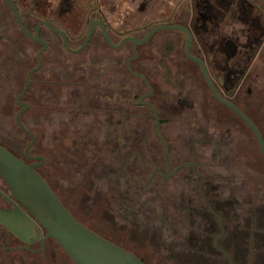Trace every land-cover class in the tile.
Segmentation results:
<instances>
[{
  "label": "flooded vegetation",
  "instance_id": "1",
  "mask_svg": "<svg viewBox=\"0 0 264 264\" xmlns=\"http://www.w3.org/2000/svg\"><path fill=\"white\" fill-rule=\"evenodd\" d=\"M259 1L190 0L187 7H182L179 11L175 9L165 21L157 22L150 27L145 25L127 31L118 30L112 26L111 22H106L101 12H94L93 19L85 22L87 34L84 38L74 35L62 25L59 26L47 20H39L31 32L35 34L40 24L38 31L46 43V49L41 53L40 62L39 52L44 44L32 40L40 46L37 52V64L33 67L38 68L31 74L30 85L33 82L32 75L36 74L34 80L36 87L32 90L33 97H26L30 89L29 85L25 94L18 98L25 87L24 85L15 99L6 100L8 104H2L4 107H8L3 111L4 117H13L19 136L8 134L7 141H0V145L25 163L36 164L37 173L51 187L64 206L80 222L105 237L77 215L75 210H79L78 205L81 206L82 201L78 200L77 206L73 205L76 192L74 183L73 180H70L71 186H68L69 178L66 179L67 183L63 182V170L69 175V172L74 171V148L79 152L83 151L91 145L92 139L95 141L98 139L102 142L103 139L107 138L111 142L113 135L118 142V154L121 158L124 141L127 144L128 137H134L138 130V114L130 108L132 106L138 107L139 104L149 106L153 112V115L151 114L149 117L153 118L154 124L152 130L148 132L155 135L162 144L164 149L163 162L161 165H155L152 169L151 175L144 185V190L136 200V206L141 203L147 188L156 177L162 178L165 183L173 181L172 189L174 190L177 186L180 188L179 199L176 200L181 209L191 206L189 202H192V195H187V189L196 187V193L204 203L205 211H207L204 219L206 225L203 230L195 229L194 231L196 235H201L199 238L197 237L200 241L199 244L180 245L182 249L179 250V254L190 258L199 256L201 259L196 258L195 261L204 260L209 264H254V260L255 264H264V257L259 255L255 259L253 257L254 249L264 248L263 211H252L251 216L244 218L248 222L247 225L253 223L255 228L252 224L250 230L246 228L245 232L235 227L237 235L230 232L231 220L227 208H230V188L232 186L229 176H222L224 179L219 180L218 175L212 172V167L215 164L208 163L205 157L206 152H198L196 145L193 146L188 157L169 146L171 143L168 140L169 137L160 130L164 121L159 114L160 108L152 100L155 94L152 74L150 75L143 69L138 70L135 66L132 67V62L141 56L140 48L149 44L158 33H171L170 37L165 35V37H169L168 40L164 41L167 50L163 51V56L166 59H171V53L175 52L176 46L183 39L185 58L199 71L213 99L230 111V119L235 117L238 124L246 127L247 134L244 131L242 135L250 138L251 134L258 143L256 134L244 119L231 107L216 99L201 66L187 54L186 44L189 32L192 40L190 53L204 62L220 96L233 102L241 109L258 127L264 138L260 117H257V114L254 115L255 109L252 106L256 105L257 100L255 99L253 102L250 100L252 103L247 102L242 105L237 100L238 90L250 77V73L257 68L254 59L264 49V2ZM41 21H46L51 27L61 30L65 37ZM92 24L94 29L89 43L81 51H75L87 39ZM164 24L181 25L188 32L178 28L162 29L157 31L146 43L140 45H135V42L130 39L131 37L143 39L152 28ZM44 30L50 34L44 35ZM139 30H143L145 33L139 34ZM107 36L113 46L109 44ZM97 38L101 39L110 49L119 52L115 58L111 56V52H105L102 55L96 50L98 56L94 53L95 56L91 57L92 64H89L87 60H75L73 57L69 60V57L64 55L81 54ZM125 38L127 39L122 43ZM65 41L69 48H67ZM76 43L78 44L76 45ZM53 44H57L61 50L51 51ZM126 44H129L128 47L131 51V55L126 60L127 75L140 80L141 85L146 87V91H143L141 95H139L137 83L123 82L121 50ZM56 64L57 66H55ZM94 66L99 67L95 68ZM182 74L185 75L186 70H183ZM224 75L227 76V79L235 80V82H230V87L226 85ZM249 107H253V109L250 110ZM230 128L233 127L230 126ZM230 135L231 138L239 137L235 135L233 129L230 130ZM209 136L210 134L206 130L202 141H198L203 148H206L204 144L207 146L212 144L218 150L221 144L224 145L223 141L210 140ZM225 194L227 197L224 196ZM185 201L187 204L182 205ZM141 205L144 209L148 207L147 203ZM215 207L223 208L224 213L222 212L221 215ZM17 208L32 218L37 226L34 228V233L27 237V240L0 220V264H56L59 244L52 237L47 236V230L15 198L9 184L0 174V210L10 212ZM133 209L134 214L132 213V215L138 216V209L136 210V207ZM12 219L10 217L8 220L11 221ZM255 236H260V238L257 237L258 239H256ZM112 242L133 252L148 264L146 259L134 249L116 241Z\"/></svg>",
  "mask_w": 264,
  "mask_h": 264
},
{
  "label": "rangeland",
  "instance_id": "2",
  "mask_svg": "<svg viewBox=\"0 0 264 264\" xmlns=\"http://www.w3.org/2000/svg\"><path fill=\"white\" fill-rule=\"evenodd\" d=\"M13 1L30 31L39 20H47L64 26L82 38L87 34L85 22L93 19L94 12H101L106 22H111L118 30L127 31L165 21L175 9L179 11L190 4V0ZM139 31V34L145 33ZM48 34L44 30V35ZM165 35L170 37L171 33H158L149 44L142 46L141 56L132 62V67L152 74L155 84L152 100L160 108L159 114L164 120L160 130L169 137V146L188 157L196 145L198 152H206V161L215 164L212 172L218 175L219 180L229 176L232 186L230 208H227V212H230V232L237 235V229L243 232L246 228L250 230L253 223L247 225L244 218L251 216L252 211L261 210L264 213V156L255 137L251 134L250 138L242 135L244 131L247 134L246 127L238 124L235 117L230 119V111L213 99L199 71L185 58L183 39L175 52L171 53V59L164 58L163 51L167 50L164 41L169 38ZM128 45L121 50L123 82L137 83L141 95L146 87L141 85L140 80L127 75L126 60L131 55ZM39 49L40 46L19 29L10 7L0 0V141L6 142L8 134L19 136L13 117H4L3 111L8 107L2 104H8L6 100L15 99L21 92L28 70L37 64ZM50 50L58 51L61 48L53 44ZM96 50L102 55L111 52L113 58L119 53L97 38L81 54L64 55L69 60L73 57L92 64L91 57L95 54L98 56ZM254 60L257 68L238 90L237 100L241 105L257 100L256 105H252L255 109L253 114L260 117V125L264 130V49ZM183 70H186L185 75L182 74ZM224 77L228 87L230 82H235L227 79L226 75ZM35 79L36 74H33L27 98L33 97ZM130 109L138 114V130L134 137H128L127 144L124 141L121 158L118 142L113 135L111 142L107 138L102 142L92 139L87 149L79 152L74 148V171L69 172V175L63 170V182L67 183L66 179L69 178L68 186H71L70 180H73L76 191L73 205L77 206L78 200L82 201L81 206L78 205L79 210H75L77 215L108 239L134 249L148 264H209L204 260L195 261L196 258L201 259L199 256L190 258L179 254L182 249L180 245L199 244L201 235H196L194 231L203 230L206 225L204 219L207 211L196 193V187L187 189V195H192V202H189L191 206L181 209L176 200L179 199L180 188L177 186L174 190L173 181L165 183L162 178L156 177L141 203L136 206V200L144 190L152 169L163 162L164 149L157 137L148 132L154 124L153 118L149 117L153 115L151 108L139 104ZM205 128L210 140L223 141L224 145L221 144L218 150L212 144H204L206 148H203L198 142L202 141ZM231 129L239 137L231 138ZM224 196L227 197L226 194ZM185 202L182 205L187 204ZM142 203H147L148 207L144 209ZM135 207L138 216L132 215ZM215 208L220 214L224 213L223 208ZM258 255L264 257V248L254 249V259ZM56 259V264H74L59 245Z\"/></svg>",
  "mask_w": 264,
  "mask_h": 264
},
{
  "label": "water",
  "instance_id": "3",
  "mask_svg": "<svg viewBox=\"0 0 264 264\" xmlns=\"http://www.w3.org/2000/svg\"><path fill=\"white\" fill-rule=\"evenodd\" d=\"M5 1L16 17L19 29L31 40L44 44V47L39 52V61L41 62V53L46 49V43L40 37L38 31L40 24L38 25L35 34H33L26 28L23 18L15 3L12 0ZM262 1L264 2V0ZM41 22L46 23V21ZM46 24L50 26L48 23ZM93 26L94 25L92 24L91 30L85 42L75 51H81L89 43L93 34ZM50 28L65 37L61 30L51 26ZM170 28H178L187 31L186 28L181 25L164 24L152 28L143 39L132 37L130 39L135 42V45H140L146 43L157 31ZM126 39L127 38H125L122 43H124ZM107 40L109 44L113 46V43L108 36ZM191 41V35L188 32V40L186 44L187 54L201 66L204 76L216 99L228 107H231L252 128L264 155V138L260 130L254 122L233 102H230L220 96L208 74V70L204 62L191 55ZM65 44L67 48H69L66 41ZM37 68L38 67H35L28 72L25 87L18 98H21L27 91L31 82V74L35 72ZM36 166V164L25 163L0 145V174L9 184L13 195L27 208L29 212H31V214L34 215L42 227L47 230V236L52 237L75 264H146L133 252L106 239L80 222L64 206L51 187L37 173ZM10 217L13 218L11 221L8 220ZM0 220L25 239L34 233V228L37 226L35 221L20 208L10 212L0 210ZM39 230L41 232L40 227Z\"/></svg>",
  "mask_w": 264,
  "mask_h": 264
}]
</instances>
